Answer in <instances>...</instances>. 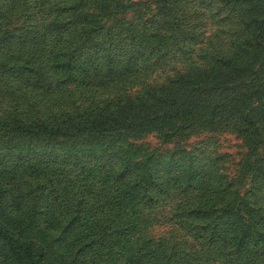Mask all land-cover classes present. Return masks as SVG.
<instances>
[{
	"label": "rangeland",
	"instance_id": "rangeland-1",
	"mask_svg": "<svg viewBox=\"0 0 264 264\" xmlns=\"http://www.w3.org/2000/svg\"><path fill=\"white\" fill-rule=\"evenodd\" d=\"M0 264H264V0H0Z\"/></svg>",
	"mask_w": 264,
	"mask_h": 264
},
{
	"label": "trees",
	"instance_id": "trees-1",
	"mask_svg": "<svg viewBox=\"0 0 264 264\" xmlns=\"http://www.w3.org/2000/svg\"><path fill=\"white\" fill-rule=\"evenodd\" d=\"M62 65V64H61ZM31 126V128H24V127H21L22 129V131H24V132H28V133H32V134H38V133H42V132H45V131H43V130H45V129H47L45 126H43V125H41V126H39V128L38 129H34L35 127H36V125H30ZM110 128H113V127H111V125H99V126H92L91 127V129L92 130H97V131H106V130H108V129H110ZM55 133V132H54ZM56 134V133H55Z\"/></svg>",
	"mask_w": 264,
	"mask_h": 264
}]
</instances>
